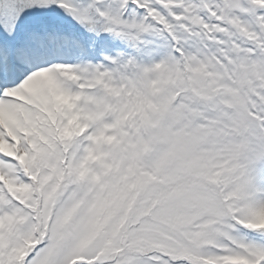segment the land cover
Here are the masks:
<instances>
[{
  "label": "snow or ice",
  "instance_id": "1",
  "mask_svg": "<svg viewBox=\"0 0 264 264\" xmlns=\"http://www.w3.org/2000/svg\"><path fill=\"white\" fill-rule=\"evenodd\" d=\"M0 264H264V0H0Z\"/></svg>",
  "mask_w": 264,
  "mask_h": 264
}]
</instances>
